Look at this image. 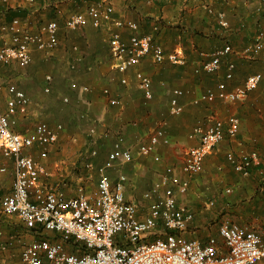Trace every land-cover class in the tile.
Instances as JSON below:
<instances>
[{
    "label": "built area",
    "instance_id": "2783aa9c",
    "mask_svg": "<svg viewBox=\"0 0 264 264\" xmlns=\"http://www.w3.org/2000/svg\"><path fill=\"white\" fill-rule=\"evenodd\" d=\"M15 1L0 0V15L13 11ZM35 1L25 0L30 6L35 5ZM33 14L34 11L27 10L26 17L22 18L21 14L0 24V33L6 37L0 46L1 65L16 62L28 67L35 53L49 56L59 47L62 28L66 32H77L88 26L107 32L110 66L119 74V83L123 86L129 85L128 73L147 57L157 65L186 63L181 51L168 53L151 35H138L136 22L115 18L111 0L91 3L83 11L69 14L62 20V25L59 21L61 10L56 9L58 18L43 23L37 31L28 27L27 19ZM218 17L220 24L226 26L223 16L219 14ZM124 31L130 33L128 39H125ZM77 48L72 49L76 51ZM230 55L264 64V23L257 28L251 43L239 49L225 44L194 69L196 75H216L225 67L223 79L194 97L191 100L193 106L241 103L259 88L263 76L258 72L249 74L234 88H228L236 71ZM70 68L74 69L75 65L71 64ZM133 78L143 99L152 101L151 78L139 70L134 71ZM44 81L43 92L48 94L53 77L48 74ZM81 90L88 93L90 88L82 86ZM6 93L4 108L0 100V153L13 161V183L11 193L0 195V208L3 214L16 216L35 237L21 250L18 264H264V228L259 232L222 220L217 228L220 240L214 236L203 241L184 236L194 220V213L178 203V196L188 192L189 178L202 172L206 158L212 156L221 143L238 139L241 122L236 115L225 119L212 116L205 127L195 125L192 128L188 138L198 142L188 148L181 167L188 178L181 179L174 166L165 167L159 179L143 194L149 205L145 216L141 217L138 206L125 197L126 177L121 174L112 179L109 170L130 163L134 154L147 157L160 146H169L170 138L164 125L153 128L136 145L135 153L126 144L124 136L116 134L104 162L95 169V188L87 191L79 186L71 195L66 193L63 182L55 186L42 182L48 172L30 152L36 149L39 158H47L49 148L60 139L62 124L40 121L26 133L14 131V117L27 113L30 100L24 91L13 86L7 87ZM102 94L110 106L121 105L119 93L103 88ZM185 94L182 89H172L167 105L171 116L183 113L181 99ZM62 101L67 103L68 97H63ZM87 134L92 140L87 156L95 159L98 154L96 129L91 127ZM102 136L106 138L108 133ZM225 160L243 177L250 176L251 169L261 162L254 150L245 154L228 151ZM83 166L87 170L93 169L89 161ZM6 171L7 167L0 166V175ZM226 193H230V189H226ZM205 206L210 209L214 202L207 201ZM8 248V243H0V264L5 263L4 253Z\"/></svg>",
    "mask_w": 264,
    "mask_h": 264
},
{
    "label": "crops",
    "instance_id": "0c3cea01",
    "mask_svg": "<svg viewBox=\"0 0 264 264\" xmlns=\"http://www.w3.org/2000/svg\"><path fill=\"white\" fill-rule=\"evenodd\" d=\"M41 1L45 2V0H39L37 2ZM104 1L106 0H47V3L43 2L44 5L42 6H49L50 14L54 15L55 18H57L56 9L61 10L62 16L59 19L61 22L69 14L83 11L91 3ZM111 1L114 5L113 16L115 18L136 22L138 24V35H151L154 42L160 45L166 52L181 51L186 60L184 65H172L170 63L157 65L147 57L137 68L128 73L129 84L134 83V89H137L133 78L134 71H142L151 78L153 100L149 101L146 107L144 103L147 101L143 99L138 89V93L122 90L121 94L119 93L121 97V105L119 107L110 106L104 96L100 100L97 97H92L90 99V101L93 100L92 104L94 105L92 114L99 118V120L104 121V123L99 126L103 128L100 132L101 134H103L105 130L108 131V129L113 130L117 134H122L119 132L122 130L126 131L127 137H129L131 134L136 136L140 135L142 132V130L138 128H127L129 126H136L133 122L149 124L151 123L149 119L157 116L158 113L155 112V108H149L151 103L153 104V102L160 100L163 94H165L166 97L168 94L170 99L171 91L175 88L182 89L186 92L181 102L184 101L183 106H191L190 110L189 108L188 110H184L185 113L189 112L188 120L192 123L190 126L191 128H184V131L179 129L177 133L172 131L169 137L170 145L160 146L153 154L147 157H140L134 154L133 160L124 165L125 167H123V170L119 169L116 175V166L109 170L112 179L117 178V176L121 174L126 177L125 197L127 201L138 206L139 216L143 217L149 205V201L143 198V194L159 179L165 167L174 166L176 168V173L181 179L185 180L188 178L187 175L181 171V167L182 163L186 161V152L188 148L195 146L198 142L197 139L188 138L192 128L195 125L205 127L208 125L209 119L212 116L222 119L229 116L228 108L225 106L222 108V106H218L219 104L227 106L234 105L215 102L213 103L217 108L215 110L211 109V104L193 106L191 100L194 97L205 91L208 86H211V88L214 87L218 81L223 79L225 67L223 66L216 75H196L194 74V69L207 60L210 53L225 44H230L235 49H239L251 43L257 28L264 23V0ZM35 5L37 6L38 4L35 3ZM39 5H41V3ZM14 8L11 9L15 12H21V9ZM219 14L223 16L224 21L227 23L226 26L220 24ZM9 20L8 14L6 15V13H4L3 17L0 15V24L3 23V21ZM76 33L80 34L79 40H71V42L67 44H77L80 48L90 47L89 49L91 51L84 53L85 56L83 57V61L79 64L83 72L87 70L86 75L89 76L88 87L90 85H106L109 69L111 70V74H113L119 82V74L111 69L110 66L109 49L107 48V32L102 29L97 30L88 26ZM129 34L128 31L123 32L125 39H128ZM2 44L3 42L0 41V46ZM106 51L107 54L104 53ZM38 54L39 53H35V56L37 57ZM41 55L47 60L46 55L42 53ZM35 56L34 59H37ZM106 59L109 61L108 71L105 66L107 62ZM229 59L235 62L236 71L234 80L228 83V88L232 89L239 85V83L241 84L251 73H261L263 76L262 83L257 90L250 93L249 97L254 96L255 99L264 104V64L257 61L258 64L251 65L249 61L241 60L235 55H230ZM31 64H33V62ZM29 66L22 67L16 62L8 66L0 65V100L2 108L5 107V100L8 97L6 89L9 86L21 89L30 100L27 113L24 115L17 114L14 117L16 124L13 128L14 131L18 133H26L31 130L25 128L28 120L35 123L36 118L38 122H48L49 116H51V112L56 106L53 101L44 99L43 87L45 85V77H43V81H41L42 85L37 88V91H28L23 87L22 82L24 79H35V72L33 73ZM56 66V68L54 65L49 66L48 70H55L54 73L57 72L56 76L64 79V77H66L64 74L65 68L63 69L60 67L61 62L57 63ZM25 68L28 70L30 69L29 71H31L32 74H27ZM210 76H213V78ZM36 77H38V75ZM214 77H216V80L211 83ZM61 81L64 82L65 80ZM236 82L239 83L236 84ZM128 86L127 88H129ZM202 88H205V90H201ZM106 103L111 107L110 110H106ZM239 114L243 115V113ZM80 116L83 118L88 115L84 113ZM240 122V134L238 139L236 141L225 140L221 143L212 156L210 155L206 158L203 163L202 172L189 178L188 192L185 195L178 196V203L186 206L194 213V220L191 222L190 229H188L189 232L187 231V233H185L187 239H199L203 241L209 236H214L219 239L218 234L210 235L200 232L203 229L201 227L208 225L207 222L218 219L215 209L218 211L220 209V212L229 211L234 213L235 215H232L233 221L230 222H235L241 226H250L259 230L264 228V144L258 142V140L260 141L259 137L256 141L253 138V136H258V134H260V131L256 129V127L247 130L248 127L244 125L243 119H240ZM49 124L55 125L54 123ZM101 139L105 138L100 136L99 141ZM139 142H137V144ZM227 143H233L235 145L227 146ZM52 147H50L49 150H51ZM231 147H233V149ZM253 150L256 152L260 151L261 156L259 157L261 162L258 166L251 169L250 176L243 177L235 173L231 167L226 164V152L233 151L237 154H245ZM30 152L35 159V152ZM156 157H158L159 160H156ZM12 165L13 161L4 158L0 153V166H5L7 170L9 169L5 174L0 175V195L8 194L12 191ZM98 165H96V167ZM70 173L71 172H68L67 174L69 175ZM54 176V173L50 171L49 181H54ZM77 179V181L82 180V176H79ZM229 188H232L230 193H234V197H232L233 201L227 197L226 189ZM65 191L67 194H74L67 189ZM202 199H205V201L203 202ZM207 201H213L214 206L210 209H202L203 205L200 204L203 203L206 205ZM223 218H221L218 223L222 221ZM193 227L196 228V232L190 231ZM34 238L35 237L24 228L16 216L5 215L0 208V243H8L9 245L8 250L4 253V264H18L21 250Z\"/></svg>",
    "mask_w": 264,
    "mask_h": 264
},
{
    "label": "rangeland",
    "instance_id": "374dc122",
    "mask_svg": "<svg viewBox=\"0 0 264 264\" xmlns=\"http://www.w3.org/2000/svg\"><path fill=\"white\" fill-rule=\"evenodd\" d=\"M37 1H35V3L38 5L37 6L35 5V7L34 5L30 6L29 4H26L25 0H16L14 3H12L13 7H15L16 9H21L22 13L25 12L24 14H22L23 15L22 18L27 16L26 15L27 10L34 11V14L27 19L28 27L32 31H37L40 25L55 18L54 15L50 14L49 6H45V7L42 6L44 5L43 4L44 1L41 2H37ZM46 1L47 0H45L44 3H47ZM40 3L41 5H39ZM61 25H62V21H61ZM79 37L80 34L76 32H66L62 28L61 44L59 45V47H57L55 51H53L49 56H47V60H45L40 53L37 55V57L35 56L37 59H34L33 64H31L33 66L31 65L29 66L30 69H32V72L33 73L35 72V79L33 80L24 79V81L22 82L23 87L28 91H35V90L37 91V88L41 87L42 85L41 81H43V77H45L47 74H50L53 77L50 93L45 94L43 92L44 99L46 100L48 99L47 101H53L56 105L55 108H53L54 110L51 112V116H49V121L47 123H54V124L61 123L63 127V131L60 135V139L57 142V144L54 147H52L51 150H49L47 158L45 159L39 158L36 149H34L32 153L35 152V160L41 163L43 166H45L48 172V176L43 178L44 184L55 186L57 183L63 182L66 184V189L68 191H72L73 193L77 190L79 186L85 187L87 191H91L92 189L95 188L97 181V176L95 171L96 165L103 162V160L107 155V152L110 150L115 135L117 134L113 130H109V129L108 131L105 130L103 131V133L105 132L108 133V137H106L105 139H101L99 141V137L103 135L100 133L103 130V128L99 126L102 123H104V121L99 120V118H97L92 114L94 105L92 104L93 100L90 101V99L92 97L93 98L97 97L99 100L102 99L103 88H109L113 93L116 92L121 94L122 90H128V92L138 93V90L134 89L135 88L134 83L129 84L128 86L129 88H127V86L121 85L118 82V80H116L113 74H111V70L109 69V61L107 59L105 66L107 71L109 69L108 71L109 76H107V81L105 83L106 85H102L103 86L102 87L101 85L93 86L89 84L90 91L88 93L82 92L81 87L88 86L87 84H88L89 76L86 75L87 70L86 72H83V69L79 64L83 61V57L85 56L84 53H88L91 50L89 49L90 47L88 48L81 47L82 48L81 49L77 44H67L71 42V40L78 41ZM5 39L6 37L4 35L2 36L0 35V41H4ZM74 46L78 47L76 51H73L72 49ZM104 53L107 54V51ZM60 62H61L60 67H62L63 69L65 68L64 74L66 75V77H64V79L62 77L56 76L57 72L54 73L55 70L53 71L48 70L49 66L54 65L56 68L57 63ZM250 63L251 65L258 64L257 61ZM71 64L75 65L74 69L70 68ZM25 70L27 71V74L29 73L32 74V72L29 71L28 69L25 68ZM37 75L38 77H36ZM210 77L213 78V76ZM61 80L63 81L65 80V81L62 82ZM215 80L216 77H214L211 83H213ZM237 83L239 82H236V84ZM208 88H211V86H208ZM201 90H205V88H202ZM64 96L68 97L67 103H64L62 101V98ZM168 101H169L168 94L167 97L165 94H163L160 100L153 102V104L151 103L149 108H155V112L158 113L157 116H155L154 118L151 117V119H149V122L151 121V123L148 122L149 124H143V123L133 122L134 124H136V126L127 127L129 129L130 128L141 129L142 132L140 133V135L134 136L133 134H131L129 135V137H127L126 131H122V130L119 131L124 136L126 144L131 147L134 153L137 142H139V140L140 141L144 140L147 134L149 133V131L155 127L164 125L166 129V133L170 137V133H172V131L173 132L175 131L177 133L179 129L184 131L183 130L184 128L187 129V127L191 126L192 123L191 121L188 120L189 112L185 113L184 111V110H188V108L190 110L191 106L189 105H186L187 107L183 106L184 105V101H183L181 102L182 106L184 107L183 113L179 116H171L168 113V107H167ZM147 104L148 102L144 103V106L146 107ZM106 106H107L106 110L111 109V107L107 103ZM218 106H222V108L223 106L227 107L230 115H237L239 119L241 120L243 119L244 125L248 127V128L246 127L247 130L256 127V129L260 131V134H258V136H253V138L256 141L259 137L260 141L258 140V142L260 144L261 143L264 144V104H262V102H259L253 96L247 98L243 103H237L229 106L219 104ZM211 109L215 110L217 108L213 104H211ZM84 113L87 114L88 116L82 118L80 115ZM239 113H243V115H240ZM37 122L38 119L36 118H35V123L28 120V123L25 128L32 129L33 125L36 124ZM91 127H94L96 129V139L98 140V143L96 145L98 154L95 157V159L88 158L87 156V152L92 145V140L87 134ZM229 145L234 146L235 144L227 143V146ZM231 148L233 149V147ZM257 153H259V156H261L260 151H258ZM261 159L263 161L262 157ZM86 161H89L90 163L92 162L91 166L93 167V169L87 170L83 166L84 162ZM124 165H116L115 175L119 172L118 171L119 169L123 170V167H125ZM50 171H52L55 175L54 176L55 179L52 182L49 181ZM68 172L71 173L68 175L67 174ZM79 176H82V180L77 181L78 180L77 178ZM231 189L230 191H232ZM233 195L234 193L232 194V192L228 193L227 194L228 199H231L233 201L232 198L234 197ZM202 201L204 202L205 199H202ZM200 205H203L202 209H206L205 204L201 203ZM215 210H216V214L218 215L217 216L218 219L207 222L208 225L201 227L203 229L200 232H203L204 234L206 233L210 235L211 234L217 235L216 231L219 225L218 221L221 220V218L224 217L222 220L233 221V216L235 215L234 213H231L229 211L220 212V209L219 211L217 209ZM246 227L253 228L250 226H246ZM253 229L259 232L261 231L256 228ZM190 231L196 232L197 230L196 228L193 227Z\"/></svg>",
    "mask_w": 264,
    "mask_h": 264
},
{
    "label": "trees",
    "instance_id": "16d2710c",
    "mask_svg": "<svg viewBox=\"0 0 264 264\" xmlns=\"http://www.w3.org/2000/svg\"><path fill=\"white\" fill-rule=\"evenodd\" d=\"M6 14H8L9 19H12L13 17L20 16L23 13L22 12L9 11V12H6Z\"/></svg>",
    "mask_w": 264,
    "mask_h": 264
}]
</instances>
